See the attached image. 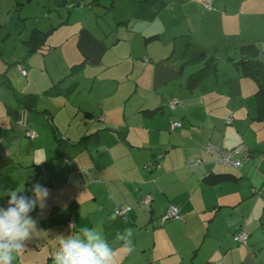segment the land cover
Segmentation results:
<instances>
[{
  "label": "crops",
  "instance_id": "0c3cea01",
  "mask_svg": "<svg viewBox=\"0 0 264 264\" xmlns=\"http://www.w3.org/2000/svg\"><path fill=\"white\" fill-rule=\"evenodd\" d=\"M72 1L43 3L47 17L26 34L24 49L12 67L7 63L8 67L0 68V198L9 189L24 187L32 199L30 189L35 184L49 193L43 206L38 204L29 212L36 227L24 243H47L39 250L44 251L39 257L44 260L58 250L60 238L87 226L114 249L113 264H264V123L256 120L253 104L248 105V100H254L252 82L238 72L235 79H241L240 85L231 82L228 74V80L221 82L226 77L216 57L221 46L208 49L185 35L180 56H175L176 46L169 47L157 26L137 27L135 15L118 18L116 14L107 20L108 13L118 9V0L86 4L80 0L77 8L68 11ZM101 4L105 19H91L92 14L99 16L94 12ZM203 16H227V12L220 15L212 10ZM33 30L48 34L47 50L28 55ZM258 31L256 38H234L233 46L254 43L257 54L249 56L264 67V29ZM137 35L140 49L130 45L124 53L112 54L117 42L135 41ZM68 44L66 70L59 73L56 65L47 68L45 56ZM202 52L207 57L215 54L213 69L189 89L187 79L207 61L200 57ZM116 56L125 61L119 65ZM22 58L40 61L39 68L48 79L38 70L29 71L28 66H33H25ZM16 63L22 64L25 77ZM112 83H123L122 94L127 90L125 101L116 109L106 108L104 102ZM144 84L147 88L141 95ZM112 90L119 96V87ZM77 93L92 98L78 100ZM171 98L181 102L172 112L167 105ZM69 100L78 112L70 114L77 120L74 128L70 123L63 126L64 121L57 118ZM159 109L160 115H144ZM99 116L103 121L94 120ZM171 121L181 126L170 131ZM28 130L36 133L34 140L26 136ZM206 143L224 150L240 144L248 148L251 158L234 171L240 176L238 182L203 183L206 174L229 169L215 163L214 156L204 150ZM160 155L158 167L147 166ZM196 159L202 163L187 165ZM147 195L151 201L145 206L141 201ZM10 198L1 199L0 208L7 210ZM116 206L131 211L115 218L111 211ZM171 206L179 208L181 217L162 224ZM69 219L74 222L72 229L66 225ZM126 228L133 230L131 253L122 247L125 240L117 239V233L124 234ZM239 231L249 236L243 246L232 238ZM27 248L20 255L28 259Z\"/></svg>",
  "mask_w": 264,
  "mask_h": 264
},
{
  "label": "rangeland",
  "instance_id": "374dc122",
  "mask_svg": "<svg viewBox=\"0 0 264 264\" xmlns=\"http://www.w3.org/2000/svg\"><path fill=\"white\" fill-rule=\"evenodd\" d=\"M89 1L90 0H85V4ZM206 1L207 0H118V9L114 12L112 11L108 13L105 18L107 20L113 19L116 14L119 15L118 18L121 16L128 17V15H135L137 17V20L135 21L137 22V27L141 28L146 25L157 26L159 32L162 31V33L165 34L166 37L164 38L169 42V47H172L173 45L176 46L177 52L175 56H180L178 52L183 46L185 35H190L193 41L203 43L208 49L221 46V50L218 52L219 58L217 60H221L220 71H223L226 75L221 82L223 80H228L229 77L232 79L231 82L240 85L241 79H235L238 71L241 73L243 72L242 65H240L242 61L240 55L242 52H249L240 49V45H247L237 43L238 46H233L235 44L233 40L234 38L236 40L248 39L249 37L256 38L259 35L258 30L264 29V0H212V9H208L204 6ZM79 2L80 0H73L68 11L77 8L76 5ZM43 3H48V0H0V52L2 53L1 56H3V59L0 60V68L4 69L8 67L7 63L12 67L11 64L13 59L17 58L19 52L24 49L22 41L25 40L26 34L28 32L30 33L34 23H38L39 21V23L42 24L43 19L47 17L48 10L45 8L43 9ZM102 3H104V0ZM103 5L101 4L102 8L100 7L98 11L94 12L99 16L92 14L91 19L100 21L105 19L103 15ZM45 6L48 7V5ZM226 6L227 10H225ZM212 10L220 15L227 12V16H203L205 12ZM63 13L66 14V11H63ZM37 17H39V19H37ZM130 25L131 23L128 27H130ZM99 27L101 30H107V28L103 26ZM64 32H66V30H64ZM57 33L58 36L55 35L54 38L57 36V39H59L60 33L58 31ZM120 36H122V34ZM137 36L138 37H136L135 41L131 40V42H128V39L126 38V42H117L114 46L117 44L119 45L113 49L112 54L119 51L124 53V51L128 50L130 45L140 49L141 45L137 46V42L140 44L139 39H137L139 38V35ZM131 39L134 38L131 37ZM67 53H69V44L68 47H58L54 53H49L45 56L46 67L50 68L51 65H56L58 72L62 73L66 70V66L68 65V56L66 57ZM119 57L121 58V56ZM35 58H31L28 61H26L27 59L22 58V60L26 61L25 66L27 63L33 66V69L28 66L27 69L29 71L38 70V72L48 79L47 72H44L39 68L40 61H37ZM120 58L116 56L114 59L119 62V65L125 61ZM248 58L249 63L251 61H260L253 60L250 56ZM138 68L139 66L135 67L136 72ZM150 74L151 73H147L146 75L149 76ZM50 75L53 76L54 74L50 73ZM29 78L31 77L29 76ZM129 78L130 75H128V80L130 81L131 79ZM248 82H252L254 91V89H256L254 80L248 79ZM122 84L112 83L113 86H109L111 89H109V92L104 98V102L107 104L106 108L109 107L111 109H116L118 106L122 105L123 101H125L124 98L127 90L123 94L121 93ZM223 84L226 85L225 83ZM143 86L145 88L142 87L140 91L141 95H143L142 90L147 88L146 84ZM113 87H119V96H114V91L112 90ZM138 94H140L139 90ZM222 94L225 96V93ZM75 97H77L78 100H90L92 98V96L83 93H77L74 98ZM72 101L69 100L65 103L64 108L59 110L57 118L61 122L62 120L64 121L63 126L70 123L71 127L74 128L77 125V120L71 118L72 115L70 114H77L78 112H76L77 109L73 111L75 107ZM91 101H94V99ZM178 101L180 102V100ZM74 102L76 103L78 101ZM251 103L255 110V101L253 99H250V101L248 100V105ZM180 107L177 106V108ZM99 118L101 119L100 121H102V116H99L94 120L97 121ZM27 249H29V252L31 251V248ZM20 258L23 261L27 260L26 256ZM172 258L173 256L169 259L172 261ZM177 258L179 259L178 256ZM23 261H21L22 264L25 263Z\"/></svg>",
  "mask_w": 264,
  "mask_h": 264
},
{
  "label": "clouds",
  "instance_id": "9594fccd",
  "mask_svg": "<svg viewBox=\"0 0 264 264\" xmlns=\"http://www.w3.org/2000/svg\"><path fill=\"white\" fill-rule=\"evenodd\" d=\"M24 191V187L9 189L6 194L11 198L7 210L0 208V264H13L26 250L24 242L30 239L36 227V222L28 214L38 204L43 206L49 195L48 190L39 184L30 189L34 195L32 199L22 195ZM132 236L131 228H126L124 234L117 233L118 240H125L122 247L129 253L134 250ZM53 257L54 264H113L116 259L107 239L87 226H80L78 234L60 238Z\"/></svg>",
  "mask_w": 264,
  "mask_h": 264
},
{
  "label": "trees",
  "instance_id": "16d2710c",
  "mask_svg": "<svg viewBox=\"0 0 264 264\" xmlns=\"http://www.w3.org/2000/svg\"><path fill=\"white\" fill-rule=\"evenodd\" d=\"M60 1H61V4H66L68 0H56V2H58V3ZM206 2H209V8L208 9H212L213 8L212 7L213 1L212 0L211 1L207 0ZM205 3H204V6H205ZM47 36H48V34L46 35L45 33H42L39 30H33L32 33H31V35H30V39L27 42V44L29 46L31 45V49L29 48L28 55L30 54V52H33V53L39 52V53H41L43 49H46V47H47V45H46ZM241 44H244V45H247V46H241L240 45V47H241L240 49L241 50H246L249 53H245V52H242L241 53L240 59L242 61H241L240 65H242L243 72L241 73L240 71H238V73H239V76L240 77H243V78L247 77L249 79L254 80V82L256 84V89H255V92H254L253 97H254V101H255L256 120L258 122H260V123H264V67H263V65H262V63L260 61L259 62L258 61H251L250 63L248 62L249 61V58L248 57H249L250 54L253 55V56H256V54H257L256 45L254 43H251V42H242ZM243 53H245V54H243ZM203 56L206 57V60H207L206 63H205V65L203 67H201L200 69H198L196 72H193L189 76V78L187 79V81H186V83H187L186 86L189 89H193L196 86L198 80L200 79V77H202L204 75V73H209V71L213 69L212 68V66H213V60L215 61L216 57H218L217 55L215 57V54L210 55V56L207 57L205 55V53L202 52L200 54V57H203ZM250 58H251V56H250ZM230 62H232V61H230ZM16 68L18 69V71L21 74V76H23V77L26 76V71L23 68L22 64L16 63ZM21 71L24 72V75L22 74ZM167 105H168L169 110L172 112V111H174L177 108V106H180L181 103L176 98H171L167 102ZM155 114H159L160 115V109L156 113L153 112V111L144 112V115L149 116V117H152ZM100 120L101 119L99 118L97 121H100ZM102 121H103V118H102ZM173 124H177L178 126H172ZM180 125L181 124L179 122L171 121L170 124H169V130L172 131L174 129H177V128L180 127ZM29 132L34 133V137L33 138H30L29 136H27V133H29ZM52 134H53V138L56 141H59L60 140L54 131H52ZM26 136L28 138H30L31 140H34L37 137L36 133L34 131H32V130H28L26 132ZM81 141L82 140H79V142H77V144H79ZM239 146L245 147L247 149L248 156L247 157H243L242 154H236L235 155V157H234L235 159L241 160V165L238 166V167H233L231 165H223V164H221L219 162V159L217 157V154L215 152H212L211 150L208 149V147H213V148H215V149H217V150H219L221 152H230V151L235 150ZM204 150L207 153H209V154H211V155L214 156L215 163L216 164H218L219 166L224 167V168H229L227 170H221L220 172H211V173L206 174L203 177V183L206 184L207 186H216V185H220V184H223V183H236V182H238L240 180V176L237 173H235L234 171L235 170H238L239 168H241L251 158L250 151L243 144L237 145V146H235L232 149L224 150V149H221L218 146H215V145H213L211 143H206L204 145ZM161 156L162 155L158 156L157 159H155L154 161L152 160V162L149 163L147 166L148 167H153L152 169H154L155 167H158L159 166L158 161L161 159ZM66 162L69 163L68 160H66ZM201 163H202V160L196 159V160H190V161H188V164L187 165L189 167H196V166H198ZM44 165H45V163H43L40 167H44ZM32 182L33 181H31L30 183H32ZM21 194L26 196L29 193L27 192V190L25 188V191L22 192ZM147 196L151 197L150 195H147ZM4 197H10V196L7 195V194H5L2 198H0V200L3 199ZM147 205H145V206H147ZM172 207H176V206H172ZM125 208H127L128 210L124 214H121V215L120 214H117L118 211H120L122 209H125ZM176 208L179 210L178 207H176ZM130 211H131L130 208L127 207V206H116V207H113L112 208L111 213H112V215L115 218H122V217L127 216V214ZM180 217L181 216H180V210H179V218L177 220H173V219L163 220V218H164L163 217L161 219V223L163 224V223L170 222V221H178L180 219ZM71 221H72V225H74L73 220L72 219H69L67 221V223H66L67 227H68V223L71 222ZM69 228L72 229V227H69ZM238 233H241V231H239ZM242 233L247 234L246 232H243V231H242ZM236 235L237 234H235L232 237L233 238V241H234V237ZM248 237L249 236L247 234V241L245 242V244L248 242V239H249ZM234 243L237 244V245H241V246L245 245V244L237 243L235 241H234ZM46 244L47 243L41 242L39 244V246H35V244L33 242L31 243L30 241H28V245H29L28 247L31 248L32 250L30 252L27 251V252H29L30 255L28 253L27 254L29 256H31V257L28 258L26 261H23L20 257H23L24 255H19L17 257V259L13 261V264H22L21 261L25 262L23 264H28V262H31V263H34V264H54V257L53 256H48L44 260H40V258H39L40 255L41 256L44 255V251L43 252H40L39 250L41 248H46ZM35 250H37L38 252H36Z\"/></svg>",
  "mask_w": 264,
  "mask_h": 264
},
{
  "label": "built area",
  "instance_id": "2783aa9c",
  "mask_svg": "<svg viewBox=\"0 0 264 264\" xmlns=\"http://www.w3.org/2000/svg\"><path fill=\"white\" fill-rule=\"evenodd\" d=\"M205 6L207 8H209V2L205 3ZM22 72V71H21ZM22 74L24 75V72H22ZM175 103V102H174ZM172 126H178L177 124H173ZM27 136H29L30 138L34 137V133L29 132L27 133ZM209 150H211L212 152H215L217 154V157L219 159V162L223 165H231L233 167H238L241 165V160L239 159H235V155L236 154H242L243 157H247L248 156V152L247 149L245 147L239 146L237 147L235 150L230 151V152H221L213 147H208ZM151 201V197L146 196L143 200L142 203L147 205L149 204V202ZM128 209H122L120 211H118L117 214H124ZM179 218V210L176 207H169L167 210L166 215L164 216L163 220H167V219H173V220H177ZM70 224L72 225V221L68 223V226L70 227ZM234 241L237 243H241V244H245V242L247 241V234L245 233H238L235 237H234Z\"/></svg>",
  "mask_w": 264,
  "mask_h": 264
}]
</instances>
